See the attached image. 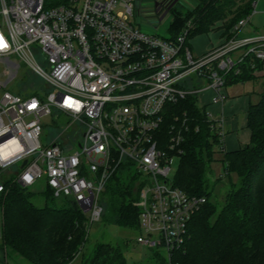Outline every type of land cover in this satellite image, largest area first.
I'll return each instance as SVG.
<instances>
[{"label":"built area","instance_id":"built-area-1","mask_svg":"<svg viewBox=\"0 0 264 264\" xmlns=\"http://www.w3.org/2000/svg\"><path fill=\"white\" fill-rule=\"evenodd\" d=\"M155 2L161 13L187 0ZM136 7L134 0H69L53 9L45 0H0V194L8 179L25 189L45 179L54 197L74 200L92 226L104 215L108 181L132 163L141 177L136 243L170 261L207 200L174 184L189 128L185 116L173 113L166 125L167 118L191 95L202 107L206 91L213 103L225 102L227 74L250 54L264 75V36L239 37L247 18L230 39L195 57L185 46L191 21L178 38H162L140 29L144 14ZM28 74L43 85L25 84ZM24 84L32 91L22 94ZM209 117L224 137L222 122ZM61 118L71 122L69 135L44 146V128Z\"/></svg>","mask_w":264,"mask_h":264},{"label":"trees","instance_id":"trees-1","mask_svg":"<svg viewBox=\"0 0 264 264\" xmlns=\"http://www.w3.org/2000/svg\"><path fill=\"white\" fill-rule=\"evenodd\" d=\"M257 0H200L187 13L176 12L170 25V36L178 38L192 22L188 42L214 31L223 23L229 39L232 30L244 19L250 18ZM69 0H45L47 9L68 5ZM255 65V67H253ZM263 64L248 55L236 71L227 74L228 86L259 83L262 92L257 104H251L247 127L251 141L243 149L225 152L223 135L210 119L207 107H202L195 95L180 101L173 113L185 116L189 131L185 133L182 155L174 177L176 187L191 196L205 198L206 204L188 225L184 246L167 261L160 254L154 264H264V75ZM238 71V72H237ZM222 157L217 160L216 157ZM224 164L225 178L231 183L221 209L213 201L210 180L207 177L212 163ZM223 176V177H224ZM236 177L238 183L232 178ZM140 174L132 163L121 164L107 183L101 198L104 206L102 220L106 225L139 231L140 209L134 206L141 190ZM5 192L0 194L2 212L1 246L7 254L15 255L32 264H73L83 255L81 264H128L121 247L98 243L89 258L83 249L87 243V217L74 200L63 205L56 198L37 207L30 194L15 178L4 181ZM51 203V204H50Z\"/></svg>","mask_w":264,"mask_h":264},{"label":"rangeland","instance_id":"rangeland-1","mask_svg":"<svg viewBox=\"0 0 264 264\" xmlns=\"http://www.w3.org/2000/svg\"><path fill=\"white\" fill-rule=\"evenodd\" d=\"M156 0H134V3L139 9L143 12L142 20L140 21V29L146 33L149 34H155L162 38H167L170 35L169 29L170 25L174 20V15L176 12H182L187 13L191 12L190 8L193 5H196L195 3H192V0H188L185 5L179 4L172 6L171 9L162 11L161 13L158 12V8L156 7ZM162 1V0H159ZM196 1V0H195ZM140 5V6H139ZM137 7L135 9H137ZM124 11L122 8H118L117 12ZM264 0H260V3L255 9L253 10V13L250 17L251 23H248L244 29L240 32V38L249 36V34H254L255 32L259 35H264ZM131 22L137 23V19L134 17H130ZM149 22V23H148ZM223 27V23L219 22L217 25H215L214 31L211 33L219 32ZM255 31V32H254ZM216 36V35H213ZM211 35H205L201 37H197L195 41L191 40L188 42L189 47L191 48V51L193 52V55L197 57L198 52L205 47L206 44L209 43L211 38L213 37ZM229 39L227 37L226 41ZM25 84L30 86H35L36 88H39L40 85H43V82L40 79L35 78L32 74H28L26 76V80L24 81ZM262 85V81L259 82ZM25 84L20 90V92L27 93L28 91L32 90H26ZM252 87V84H247V89H250ZM260 90V87L257 89V91ZM204 96L202 95V98ZM216 108H213L212 111H215ZM209 112V111H208ZM44 123L50 125L52 123V119L47 118L44 119ZM71 122L69 120H66L65 118L60 119V124L56 128L53 129H47L45 130L42 135V144L44 146H47V144L51 141L50 139L58 138L62 141H64L65 138L69 135L68 132L64 130V128L67 125H70ZM50 128V127H49ZM221 159L222 157H216L217 160ZM180 160H177L174 164V170L177 172L179 167ZM224 164L220 161H215L211 164L207 177L210 180L211 189L213 192L212 199L217 204L219 209L222 208L224 205L225 197L230 191L231 183L228 182V179L224 176ZM224 176V177H223ZM233 182L236 184L238 183V179L236 177L232 178ZM27 192L30 194L31 201L34 205L37 207H44L46 204V200L52 198L47 192V186L45 179L40 180L34 187L27 190ZM67 199L64 197L56 198L55 203L57 205H63L67 201ZM136 203V202H135ZM134 203V206H135ZM51 204V203H50ZM88 222V221H87ZM139 235L138 231L120 228L117 226H109L106 225L103 221H100L98 223L93 224L92 226L87 223V243L83 249V252L85 254V258H89L95 248V245L98 243H105V244H112L114 246H119L122 248L124 255L127 259L128 264H154L157 263L158 256H154L149 250L141 247L136 243V239ZM1 236V231H0ZM1 244V240H0ZM10 258L5 259L3 257L2 260H0V264H32L28 262L27 260L19 257L18 255L13 254L10 252ZM83 256V255H82ZM81 255H79L75 262L73 264H81L82 258ZM162 256V255H160Z\"/></svg>","mask_w":264,"mask_h":264},{"label":"crops","instance_id":"crops-1","mask_svg":"<svg viewBox=\"0 0 264 264\" xmlns=\"http://www.w3.org/2000/svg\"><path fill=\"white\" fill-rule=\"evenodd\" d=\"M188 1V0H187ZM260 0H257L253 7H257ZM264 13V12H263ZM251 23V19H249ZM244 29V28H243ZM242 29V30H243ZM241 30V31H242ZM255 32V31H254ZM208 35H216L211 38L208 44L203 47L201 51L198 52V56H203L212 48L217 47L224 42H226L229 34L225 33V29H221L219 32L210 33ZM207 35V36H208ZM205 36V35H202ZM240 36V34H239ZM264 36L259 35L256 32L254 34H249L246 37ZM201 37V36H199ZM243 37V38H246ZM196 39V38H195ZM195 39H193L195 41ZM192 40V41H193ZM252 87L247 89V84H237L228 86L225 93L228 99L223 103H213L214 93L212 91H206L201 98V104L207 107V111L212 115V117L222 122V131L224 132L223 137V150L225 152L237 151L245 148L250 144L251 132L247 127L248 123V111L251 104H257L260 100L259 94L262 92V85L260 83H252ZM260 87V90L257 89ZM216 108L215 111H212ZM2 225V212L0 211V231ZM1 238V236H0ZM10 254H7L6 250H3L0 244V260L9 259Z\"/></svg>","mask_w":264,"mask_h":264},{"label":"snow or ice","instance_id":"snow-or-ice-1","mask_svg":"<svg viewBox=\"0 0 264 264\" xmlns=\"http://www.w3.org/2000/svg\"><path fill=\"white\" fill-rule=\"evenodd\" d=\"M0 46H3V45H2V41H0Z\"/></svg>","mask_w":264,"mask_h":264}]
</instances>
